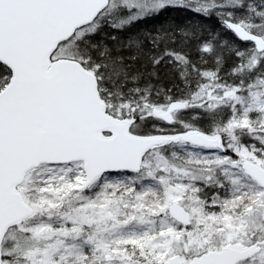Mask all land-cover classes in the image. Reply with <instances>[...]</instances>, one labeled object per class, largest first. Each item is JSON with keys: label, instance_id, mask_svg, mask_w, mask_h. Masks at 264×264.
<instances>
[{"label": "snow or ice", "instance_id": "snow-or-ice-1", "mask_svg": "<svg viewBox=\"0 0 264 264\" xmlns=\"http://www.w3.org/2000/svg\"><path fill=\"white\" fill-rule=\"evenodd\" d=\"M0 264H264V0H0Z\"/></svg>", "mask_w": 264, "mask_h": 264}]
</instances>
